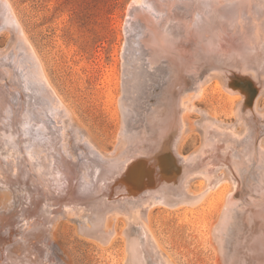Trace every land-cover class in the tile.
<instances>
[{
	"label": "bare ground",
	"instance_id": "bare-ground-1",
	"mask_svg": "<svg viewBox=\"0 0 264 264\" xmlns=\"http://www.w3.org/2000/svg\"><path fill=\"white\" fill-rule=\"evenodd\" d=\"M128 10L123 56L159 71L164 91L150 116L151 136L115 156L100 155L83 139L84 154L74 160L59 134V118L69 114V107L48 80L10 0H0V31L7 29L14 38V50L0 58V67L16 66L31 90L21 91L30 108L23 107L14 122L6 123L0 108V192L3 187L14 190L4 195L8 205L0 201L5 208L0 227L9 234V240L2 236L0 264H48L42 237L61 208L78 213L81 231L103 247L120 235L126 241L125 264H173L148 220L156 205L184 211L211 207V219L204 224L220 264H264V106L259 103L264 97V0H132ZM129 77L126 71V92L119 98L125 121L118 138L122 144L136 112L127 103L134 88ZM3 88L6 84L0 94ZM212 90L226 94L233 119L199 106ZM6 92L0 101L17 93ZM195 112L200 113L203 140L185 155L180 143L197 121H190ZM44 113L49 123L39 122ZM3 148L12 151L5 154ZM89 166L94 171L88 174L83 170ZM196 179L203 185L198 192L191 188ZM209 193L215 200L205 206ZM46 205L52 214H42ZM18 208L24 223L14 230L11 220ZM121 214L126 217L119 232ZM38 216L42 222L24 228Z\"/></svg>",
	"mask_w": 264,
	"mask_h": 264
},
{
	"label": "rangeland",
	"instance_id": "rangeland-1",
	"mask_svg": "<svg viewBox=\"0 0 264 264\" xmlns=\"http://www.w3.org/2000/svg\"><path fill=\"white\" fill-rule=\"evenodd\" d=\"M10 2L23 25L27 38L42 60L48 80L64 105L70 108H68L69 114L60 116V122L58 121L60 140L64 143L68 156L74 160H81L84 154L81 142L83 139L88 140L93 146L92 148L95 151L98 150L100 155L113 156L117 155L126 145L130 146L133 141L137 142L141 138L148 141L153 123L150 116L152 117L155 113L153 107H157L161 103L164 91L159 84V80H161L159 71L155 72L142 67L139 62L141 60L138 61L139 63L137 62L138 65L133 60L134 56L131 58L132 61L126 60L123 56L125 47H128L126 24L132 0H10ZM153 11L155 12V10ZM13 39L9 30L0 31V58L13 52ZM14 67L16 68L9 63L0 67V75L2 74L0 87L5 84L7 86L6 89L3 88L0 98L9 95L6 91H12V94H14L13 91L18 93H15L18 97L14 94L10 98L0 101V108L4 110L2 112L5 113L4 119L7 121H4L6 123H12L16 118L18 119L21 111L23 112V107L30 108V104L28 105L21 98L20 93L25 91V95L31 90L27 87L24 77L16 72L18 69ZM126 71L127 76H130L129 79H131L129 82L134 86V91H129L127 103L129 107H134L136 112L132 116L131 122L127 124L129 132L126 133L127 140H124V144H122L118 138L125 121L124 109L119 98L126 92L123 91L122 85ZM136 79L138 84L135 82ZM139 80H142L141 83ZM146 81H149L148 85ZM148 88L150 90L146 91ZM226 101V94L223 91L212 90L201 98L199 106L208 110L207 112L210 114L214 112L213 114L217 117L230 120L233 117L227 108L229 102ZM259 103L260 105L263 103L261 107L264 106V97H261ZM30 115L35 117L33 114ZM192 119L197 121L191 123L192 127L188 129L185 139L180 143V150L185 155L199 149L203 140L202 128L198 123L200 113H192L190 121ZM39 122L49 123L45 113ZM137 127L138 130L140 129L139 131L136 130ZM239 127L241 129V125ZM147 129L149 130L147 131ZM57 150L59 148L54 151ZM2 151L5 154H10L12 149L5 148L4 150L3 148ZM91 167L95 169V166ZM91 167L89 166L83 171L85 173L88 171L89 174L93 170ZM192 182L191 188L194 191L198 192L203 188L197 179ZM0 188L2 189V187ZM3 189L0 192V201L3 200L2 202L8 205L7 197L5 198L4 195L10 194V192L14 194V190L10 187H3ZM214 198L215 195H211V193L205 196V206L214 201ZM4 204L0 202V210L5 209ZM50 208L49 205H46L42 214L46 210L47 213L52 214ZM62 209L53 215L51 223L46 225V233L42 237L47 245V257L49 258L46 257V262L48 264H125L126 241L120 235L114 244L103 247L81 231L80 224L83 220L80 219L78 213H68L67 210ZM210 210L211 207L209 209L198 207L195 211H184L162 205H156L151 209L148 220L162 246L170 255L173 264H220V258L208 233V225L204 224L206 219H211ZM16 212L17 214L11 220L14 222L12 224L16 225L13 227L14 230L17 225L21 226L24 223L21 210L18 208ZM125 217V214H121L120 220H116V228L119 232L124 227L122 220ZM40 222L42 220L38 216L28 221L27 226L25 222L24 228L32 227ZM7 226L10 227V225ZM5 232V229L0 227V243L4 238L9 240V234ZM7 234L8 236H6ZM14 239L15 236H13ZM152 253L150 251V254Z\"/></svg>",
	"mask_w": 264,
	"mask_h": 264
}]
</instances>
